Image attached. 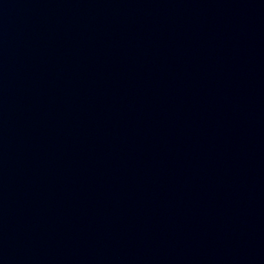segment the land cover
I'll return each instance as SVG.
<instances>
[{
    "label": "water",
    "instance_id": "water-1",
    "mask_svg": "<svg viewBox=\"0 0 264 264\" xmlns=\"http://www.w3.org/2000/svg\"><path fill=\"white\" fill-rule=\"evenodd\" d=\"M0 264H264V0H0Z\"/></svg>",
    "mask_w": 264,
    "mask_h": 264
}]
</instances>
